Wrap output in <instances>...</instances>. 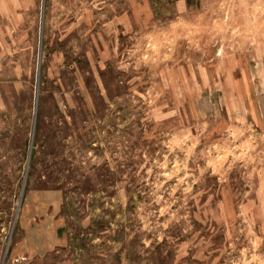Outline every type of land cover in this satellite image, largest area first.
Here are the masks:
<instances>
[{
    "label": "rangeland",
    "instance_id": "1",
    "mask_svg": "<svg viewBox=\"0 0 264 264\" xmlns=\"http://www.w3.org/2000/svg\"><path fill=\"white\" fill-rule=\"evenodd\" d=\"M0 264H264V0H0Z\"/></svg>",
    "mask_w": 264,
    "mask_h": 264
}]
</instances>
